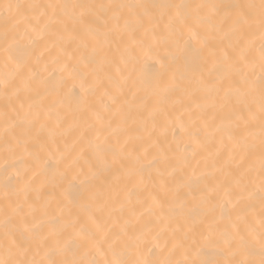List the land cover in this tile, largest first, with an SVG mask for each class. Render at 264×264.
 Returning a JSON list of instances; mask_svg holds the SVG:
<instances>
[{
    "label": "snow or ice",
    "instance_id": "snow-or-ice-1",
    "mask_svg": "<svg viewBox=\"0 0 264 264\" xmlns=\"http://www.w3.org/2000/svg\"><path fill=\"white\" fill-rule=\"evenodd\" d=\"M0 264H264V0H0Z\"/></svg>",
    "mask_w": 264,
    "mask_h": 264
}]
</instances>
